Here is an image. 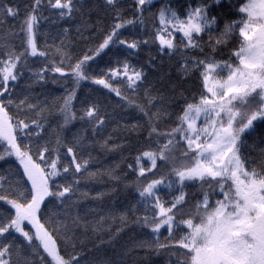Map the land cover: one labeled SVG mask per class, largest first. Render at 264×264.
Returning <instances> with one entry per match:
<instances>
[{"label": "snow or ice", "instance_id": "snow-or-ice-1", "mask_svg": "<svg viewBox=\"0 0 264 264\" xmlns=\"http://www.w3.org/2000/svg\"><path fill=\"white\" fill-rule=\"evenodd\" d=\"M264 264V0H0V264Z\"/></svg>", "mask_w": 264, "mask_h": 264}, {"label": "trees", "instance_id": "trees-1", "mask_svg": "<svg viewBox=\"0 0 264 264\" xmlns=\"http://www.w3.org/2000/svg\"><path fill=\"white\" fill-rule=\"evenodd\" d=\"M152 259L154 261V264H163L164 257L163 256H160V257L153 256Z\"/></svg>", "mask_w": 264, "mask_h": 264}]
</instances>
